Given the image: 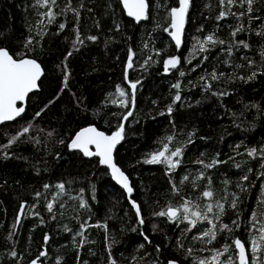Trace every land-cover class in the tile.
<instances>
[{"label":"trees","instance_id":"1","mask_svg":"<svg viewBox=\"0 0 264 264\" xmlns=\"http://www.w3.org/2000/svg\"><path fill=\"white\" fill-rule=\"evenodd\" d=\"M147 2L148 18L136 22L125 15L119 0H56L55 5L45 7L36 0H0V47L14 56L36 59L44 70L25 113L0 125V146L32 125L10 147H0V264H31L33 260L38 264H167L169 260L198 264L201 259L211 260L212 250L222 251L236 237L247 249L253 237L259 239L251 217L255 212L258 220H264V176L259 175L264 172L260 167L264 156L247 153L264 148V35H257L264 26V0H257L252 12L246 3L241 6V0L232 6L220 0H190L179 49L168 35L170 9L177 0ZM49 9L55 14L51 23L44 15ZM221 11L229 14L218 19ZM238 27L244 30L233 37ZM208 35L224 43L206 44L207 50L200 51L196 41ZM92 36L96 39H88ZM29 38L31 44H27ZM240 40L249 47L238 45ZM130 49L135 53L134 67L128 69ZM149 56L152 59L145 64ZM172 56L180 57V63L165 72L164 61ZM181 71L184 76L179 75ZM213 72L217 80L211 78ZM253 72L255 78L248 80ZM129 81H139L135 106L123 107L119 101L124 98L116 88H124L130 99ZM176 83L179 89L173 87ZM206 84L211 88L205 90ZM177 92L181 100L174 102ZM129 111L132 115L123 121ZM122 122L125 138L116 146L115 160L131 180V198L141 208L143 225L99 157H85L68 146L73 134L86 125L111 134ZM168 136L174 139L169 142ZM166 143L169 151L177 146L183 149L176 169L145 163ZM213 159L226 163L212 168L197 163ZM201 172L203 178L197 179ZM245 174L248 181L242 180ZM184 176L189 179L181 183ZM58 183L65 184L63 192L55 187ZM45 184L50 187L45 189ZM174 184L178 192L173 191ZM238 184L247 191L242 192ZM205 190L213 191V197H203ZM230 193L239 196L236 209L230 207L235 198ZM53 197L49 212L47 203ZM185 200L198 204L200 210L213 203L210 219L218 211L215 203H223L225 214L214 222L228 223L233 231L218 233L207 244L194 239L202 235L203 222L186 231L191 227L186 221L155 215ZM82 201L86 207L80 206ZM237 218L239 228L231 224ZM81 225L86 228L83 236ZM260 246L264 248V242ZM230 256L235 259L232 249L217 260L223 264Z\"/></svg>","mask_w":264,"mask_h":264},{"label":"snow or ice","instance_id":"2","mask_svg":"<svg viewBox=\"0 0 264 264\" xmlns=\"http://www.w3.org/2000/svg\"><path fill=\"white\" fill-rule=\"evenodd\" d=\"M37 4H39L41 7L48 6L49 4L55 5L56 0H36ZM257 0H241V6L243 4L248 5V12H252L253 8L252 5L256 3ZM124 8L127 10V15L129 17H134L137 22L147 19L148 18V9H149V3L147 0H122ZM220 3L222 5L226 6H232L237 3V0H220ZM178 7H172L170 9V28L172 31L169 32V35L172 37V39L175 41V44L177 48L181 46L182 43V33L184 30L185 22H186V16L190 7V0H178ZM230 10V8H229ZM229 14L228 11H221L218 19L225 18ZM45 16L48 17L49 23H51L55 19V14L49 9L47 13H44ZM232 15H236L235 13H232ZM239 15L243 16L244 13L241 12ZM256 19H259V17H256ZM59 28L63 30L65 28V24L61 23L59 25ZM117 28H119V25H117ZM244 29L242 27L236 28L232 35L233 37L236 36L238 32L243 31ZM165 31H168L167 28H165ZM257 35H264V26H261V30L257 32ZM88 39L95 40L96 37H88ZM77 41L82 43L83 41L80 40L79 34H77ZM219 42L220 44H223L224 41H217L214 38V35H208L204 38V40L197 39L196 44L199 46L200 51H206L205 48L206 44H215ZM32 43V38H29L27 41V44ZM238 45H243L244 48H248L249 45L247 42L240 40L236 42ZM147 47V45H145ZM196 46L194 45V48ZM231 47L229 46V54H231ZM72 52H69L67 56H71ZM135 53L132 52V50H129V56L127 61V68L131 69L134 67L133 58ZM261 56L264 57V51L261 52ZM67 59V57H66ZM152 57L149 56L147 60L144 61L145 64L148 63V60H151ZM206 59V57H205ZM190 62V61H189ZM180 63V57L178 56H172L169 57L167 60L164 61V70L165 72H168L170 68L175 69L177 68L178 64ZM252 62L250 61V64ZM66 67V66H65ZM239 67V66H238ZM264 74V73H261ZM44 75V70L42 69V66L40 63L37 62L36 59L32 58H26L23 55L17 57L13 54H10V51L4 47H0V123H4L7 121H14L18 117H21L22 114L25 113V102L30 98L29 94L33 93L35 91H38L40 88L39 81L41 80V77ZM180 76H184L185 73L181 71L179 73ZM220 75H223L221 73ZM256 76V72H253L251 76H249L247 79L251 80L254 79ZM211 78L213 80H217L219 77L215 72L211 74ZM127 79V75H126ZM203 79V78H202ZM240 79H244V77H240ZM67 81H68V74L66 73L64 76V87H67ZM137 82H131L129 81L130 88L132 89V92L130 94L126 93L125 89L121 86L117 85L116 92L119 93V96L124 98L121 99L120 105L123 107H128L129 104L132 105V107L135 106V90L137 88ZM180 83L173 84V87L176 89L180 88ZM211 88V84H206L205 90H208ZM63 91V88L61 89V92ZM111 95V94H110ZM213 95H227L226 92L221 93H213ZM181 96L179 92L175 95L174 102L180 101ZM54 100L49 101L48 105H45L44 108H42L40 111H38L35 114L36 117H39L43 111L47 109V107L53 103ZM112 103H116L115 100L112 101ZM173 111L172 107L169 106L167 109V112L171 114ZM132 115V112L129 111L126 115L122 117L123 121H126L129 116ZM32 127L31 123H29L28 126L24 127L21 132L17 134V136L12 137L11 140H9L7 145H3L0 147L8 148L13 143H15L20 136H23L25 133L29 132V129ZM51 135V133H49ZM125 138V125L122 122L116 131L112 132L110 135L106 134L103 131L98 130L95 126H89L81 129L78 131L75 136L71 139V142L69 143V148L74 150H79L83 153L85 157H99V163L102 165H106L109 169H111L112 177L127 190L129 194L132 193L133 188L130 186L129 177L125 175V173L117 166V164L114 162L113 159V152L116 149V146L120 144V142ZM174 139L173 136H168L167 140L171 142ZM39 142V141H37ZM189 142L191 140L189 139ZM60 143H63V140L60 141ZM94 149V150H93ZM248 156L250 157H256L257 155L264 156V148L256 149L251 148L248 150ZM7 155V153H5ZM183 156V149L179 146L175 147L174 150L169 151V145L166 143L163 145V150L154 152L150 154V158L145 160V163L148 164H165L169 171L176 169L180 163L181 160L180 157ZM197 163L202 164L205 168H212L218 163H226V161H218L216 159H213L210 163L204 164V162L197 161ZM261 168H264V162L260 164ZM250 172L251 169H248ZM260 176H264V172H261L259 174ZM204 173L201 172L200 175L197 177V179L203 178ZM259 178V177H258ZM188 176H184L183 181L188 180ZM243 181H248L249 176L247 174L242 176ZM193 184L195 186V181H193ZM208 184L211 185V178H208ZM50 185L45 184L44 188L48 189ZM56 188L60 189L61 192L65 189L64 183H58ZM237 187L240 188L242 192L247 191V188L244 187L243 184H238ZM262 189H264V185H262ZM173 191L178 192L179 189L174 184L173 185ZM36 195L39 197L41 193L37 192ZM203 197L205 198H212L214 193L211 190H205L202 193ZM235 197L230 201V207L232 209H236L238 202H239V196L237 194H233ZM262 196H264V191H262ZM226 199V198H224ZM56 200V197H53V201L47 203V210L49 212H52L54 202ZM132 207L136 211V215L138 218V223L140 225H143L144 219L141 216V208L139 204L136 203V201L132 200ZM81 207H86V202H81ZM215 208L218 209V211L215 213L214 219L209 218V213H213L214 211V204L213 203H207L204 205V210H200V206L198 204H193L192 201L185 200L181 205L179 206H172L169 205L166 210L159 211L155 213L157 216L161 217H168L170 221L173 222H187L191 227L187 228L186 231H191L192 228L196 227L198 223L200 222H207V224L211 225V227L205 228L202 231V235L194 237V239H198L202 242H206L207 244H211L213 241L217 239L218 233L221 232H232L233 228L228 223H216L215 221H221V217L225 214V207L223 203L216 202ZM24 206H21L20 214H24ZM38 214V213H37ZM252 228L254 230L259 231L260 237L257 239L256 237L252 238L251 241V248L250 251L246 249L245 242H243L240 238L236 237L233 239L232 244H225L223 246V250L220 249H214L212 251L215 252V255L212 256L211 260L207 259H201L199 260L198 264H220V261L217 260L218 256L223 255L224 253L229 252L230 249L235 252V259L233 257H229L227 264H264V248L260 246L261 242H264V220H258L257 219V213H252ZM257 223H259V228L257 229ZM231 224L234 225L236 228L240 227V224L238 222V218L231 221ZM155 228V225L153 226ZM82 231L79 233L81 236H83L84 230H86L85 225H81ZM135 231V229H133ZM143 234V233H142ZM207 238V240H205ZM47 236L45 237V240L47 241ZM144 239L148 241V237L145 235ZM83 243V242H82ZM150 243V241H149ZM234 245V248H233ZM141 248L144 247L143 244L140 245ZM159 249L157 248V251ZM260 253V256H257V253ZM189 253H191V249H189ZM13 256L16 255L15 252L12 253ZM41 256L46 255V252H41ZM249 256H251V260H249ZM32 264H36V261L33 260ZM115 264V262H113ZM169 264H175L174 261H169Z\"/></svg>","mask_w":264,"mask_h":264},{"label":"water","instance_id":"3","mask_svg":"<svg viewBox=\"0 0 264 264\" xmlns=\"http://www.w3.org/2000/svg\"><path fill=\"white\" fill-rule=\"evenodd\" d=\"M120 1V4H121V7H122V9H123V11H124V13H125V15L127 16V17H129L128 15H127V10L124 8V6H123V3H122V0H119ZM179 6V4H178V0H177V5L175 6V7H178ZM187 15H188V13H187ZM130 18H133L134 20H135V18L134 17H130ZM169 18H170V16H169ZM186 19H187V16H186ZM136 21V20H135ZM142 21V20H141ZM141 21H139V22H141ZM137 22V21H136ZM185 26H186V22H185ZM185 26H184V30H183V33H182V42H183V36H184V31H185ZM170 31H172V29L169 27V32ZM168 35H169V33H168ZM169 37H170V39H171V41L173 42V44L175 45V47L177 48V46H176V44H175V41L172 39V37L169 35ZM181 45H182V43H181ZM181 47V46H180ZM179 47V48H180ZM179 48H177V49H179ZM26 58H32V57H26ZM32 59H34V58H32ZM38 62V61H37ZM39 63V62H38ZM42 66V65H41ZM42 69H43V67H42ZM31 94V93H30ZM29 94V95H30ZM26 104H27V101L25 102V109H26ZM7 122H12V121H7ZM5 123V122H4ZM1 124H3V123H0V125ZM89 126H95V125H86V126H84V127H82V128H80L79 130H77L74 134H73V136L71 137V139L75 136V134L78 132V131H80L81 129H83V128H85V127H89ZM96 127V126H95ZM97 128V127H96ZM98 130H100V131H103V130H101V129H99V128H97ZM103 132H105V131H103ZM106 133V132H105ZM106 134H108V133H106ZM110 135V134H109ZM71 139H70V141H69V143L71 142ZM74 150V149H73ZM94 150V149H93ZM77 151H79V150H77ZM80 152V151H79ZM82 153V152H81ZM83 154V153H82ZM100 159V158H99ZM113 159H114V162L116 163V160H115V150H114V152H113ZM117 164V163H116ZM107 169H108V173H109V175H110V177H111V179H112V181L118 186V187H120L121 189H123V191L125 192V194H126V197H127V199H128V201H129V203L131 204V206H132V203H131V201L133 200L132 198H131V195H132V193H133V191H132V193L131 194H129L128 192H127V190L125 189V188H123V186L122 185H120L113 177H112V174H111V169H109L106 165H104ZM117 166L121 169V167L117 164ZM122 170V169H121ZM123 171V170H122ZM124 172V171H123ZM125 173V172H124ZM125 175H127L126 173H125ZM128 176V175H127ZM129 177V176H128ZM129 182H130V186L132 187V184H131V180H130V178H129ZM133 188V187H132ZM134 209V208H133ZM134 211H135V209H134ZM136 212V211H135ZM36 261V260H35ZM169 261H174L175 262V264H179L177 261H175V260H169ZM169 261L167 262V264H169ZM31 264H32V262H31ZM36 264H38L37 263V261H36Z\"/></svg>","mask_w":264,"mask_h":264},{"label":"rangeland","instance_id":"4","mask_svg":"<svg viewBox=\"0 0 264 264\" xmlns=\"http://www.w3.org/2000/svg\"><path fill=\"white\" fill-rule=\"evenodd\" d=\"M230 194H231V196H233L232 193H230ZM204 225H205V226H204ZM203 226H204V227H203ZM201 227H203L202 229H205V228H208V227H210V226H209V224H205V222H203ZM249 247L251 248V243H250V246H249ZM250 248H248L249 251H250ZM257 256H260V253H259V252L257 253ZM249 260H251V256L249 257ZM227 261H228V260H225V261L223 262V264H227Z\"/></svg>","mask_w":264,"mask_h":264},{"label":"flooded vegetation","instance_id":"5","mask_svg":"<svg viewBox=\"0 0 264 264\" xmlns=\"http://www.w3.org/2000/svg\"><path fill=\"white\" fill-rule=\"evenodd\" d=\"M251 243V242H250ZM250 243H249V245H248V248H250L249 246H250ZM263 248V247H262ZM247 249V248H246Z\"/></svg>","mask_w":264,"mask_h":264},{"label":"bare ground","instance_id":"6","mask_svg":"<svg viewBox=\"0 0 264 264\" xmlns=\"http://www.w3.org/2000/svg\"><path fill=\"white\" fill-rule=\"evenodd\" d=\"M117 162V161H116Z\"/></svg>","mask_w":264,"mask_h":264}]
</instances>
